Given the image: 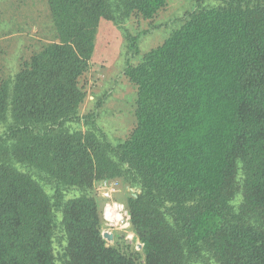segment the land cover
Listing matches in <instances>:
<instances>
[{
    "label": "trees",
    "instance_id": "obj_1",
    "mask_svg": "<svg viewBox=\"0 0 264 264\" xmlns=\"http://www.w3.org/2000/svg\"><path fill=\"white\" fill-rule=\"evenodd\" d=\"M191 1L125 60L136 125L112 141L80 114L99 21L167 0H46L52 40L0 78V264H264V0ZM115 179L139 189L125 207L143 262L101 237L94 183Z\"/></svg>",
    "mask_w": 264,
    "mask_h": 264
},
{
    "label": "rangeland",
    "instance_id": "obj_2",
    "mask_svg": "<svg viewBox=\"0 0 264 264\" xmlns=\"http://www.w3.org/2000/svg\"><path fill=\"white\" fill-rule=\"evenodd\" d=\"M194 10L191 0H167L166 6L151 20L132 16L116 26L102 19L96 34V51L89 61L88 71L80 80L86 92L80 114L93 119L91 130L112 141H124L129 137L136 125V88L123 74L125 60L137 65L143 54L160 46ZM52 36L46 0H0V78L15 73L19 62L27 59L42 39L49 41ZM126 36L137 38L136 55L128 50ZM111 181L118 184L113 200L124 206L130 194L139 193L137 187L119 179L95 182L94 190L99 184ZM95 193L97 196L96 190ZM97 199L100 232L105 244L143 262V245L131 226L127 229L107 226L102 218L104 201L98 196Z\"/></svg>",
    "mask_w": 264,
    "mask_h": 264
},
{
    "label": "built area",
    "instance_id": "obj_3",
    "mask_svg": "<svg viewBox=\"0 0 264 264\" xmlns=\"http://www.w3.org/2000/svg\"><path fill=\"white\" fill-rule=\"evenodd\" d=\"M95 190L97 196L104 201L102 218L105 224L127 229L130 226L129 213L122 203L113 200V195L118 192L117 182H103Z\"/></svg>",
    "mask_w": 264,
    "mask_h": 264
},
{
    "label": "crops",
    "instance_id": "obj_4",
    "mask_svg": "<svg viewBox=\"0 0 264 264\" xmlns=\"http://www.w3.org/2000/svg\"><path fill=\"white\" fill-rule=\"evenodd\" d=\"M101 23H102V19L99 21V24H98V29H99V27H100V25H101ZM97 29V30H98ZM96 47H97V35H96V39H95V46H94V52H93V54L95 53V51H96ZM92 54V55H93ZM92 58V57H91Z\"/></svg>",
    "mask_w": 264,
    "mask_h": 264
}]
</instances>
